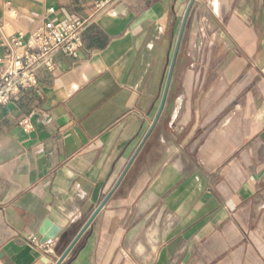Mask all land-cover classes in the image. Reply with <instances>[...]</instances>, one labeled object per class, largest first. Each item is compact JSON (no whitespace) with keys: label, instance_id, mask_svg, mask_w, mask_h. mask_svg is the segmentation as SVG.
Returning a JSON list of instances; mask_svg holds the SVG:
<instances>
[{"label":"crops","instance_id":"crops-1","mask_svg":"<svg viewBox=\"0 0 264 264\" xmlns=\"http://www.w3.org/2000/svg\"><path fill=\"white\" fill-rule=\"evenodd\" d=\"M97 1L0 0V26ZM190 2L111 0L0 107V264H55L123 175L61 264H264V0H194L179 40ZM45 221L46 256L26 242Z\"/></svg>","mask_w":264,"mask_h":264},{"label":"built area","instance_id":"built-area-1","mask_svg":"<svg viewBox=\"0 0 264 264\" xmlns=\"http://www.w3.org/2000/svg\"><path fill=\"white\" fill-rule=\"evenodd\" d=\"M110 1L95 2L93 16L102 11ZM48 13L52 14L54 10L49 9ZM93 16L71 21L46 19L29 36L6 35L0 26V107L8 104L19 93L36 87V71L40 67L53 71L55 53L65 56L76 54L82 46L83 33L91 24ZM19 126L25 132L32 129L28 117L22 118ZM26 242L44 256L50 254L54 246L53 240L41 242L31 236L26 238Z\"/></svg>","mask_w":264,"mask_h":264},{"label":"water","instance_id":"water-1","mask_svg":"<svg viewBox=\"0 0 264 264\" xmlns=\"http://www.w3.org/2000/svg\"><path fill=\"white\" fill-rule=\"evenodd\" d=\"M193 1L194 0H191V2L189 4V7H188V9H187V11L185 13V17H184L183 22H182V25H181V32H180L179 40L181 38L182 31L184 29V25H185V21H186V17H187L188 11H189V9H190ZM178 43H179V41H178ZM177 48H178V44H177V47H176V50H175V54L177 53ZM173 62H174V59H173ZM173 62L171 63V66H170V69H169V72H168L166 90H165V94L163 95L162 100H161V103H160L158 115H157L156 120L152 124V127L151 128H153L155 126L156 121H157V119H158V117H159V115H160V113H161V111L163 109V105H164L165 97H166V91H167V88H168V85H169V82H170V78H171V74H172ZM143 143H142V145H143ZM142 145H140V148L142 147ZM132 161L129 163V165L127 167V170L130 168V166L132 164ZM123 176L118 181L116 187L102 200V202L100 203V205L97 207V209L91 215V217L86 221V223L84 224V226L77 233V235L70 242V244L66 247V249L60 255L59 259L57 260V262L55 264H61L64 261V259L69 255V253L72 251V249L77 244V242L80 240V238L83 236V234L85 233V231L87 230V228L90 226V224L92 223V221L94 220V218L97 216V214L103 209V207L105 206V204L108 202V200L112 196L113 192L115 191V189L119 185L120 181L122 180ZM58 233H59V230L56 227L52 226V224L49 221H45L43 223L40 231H39V235L41 237V242H45L47 240H54ZM35 264H48V259L45 258V257H43V258L39 259Z\"/></svg>","mask_w":264,"mask_h":264}]
</instances>
